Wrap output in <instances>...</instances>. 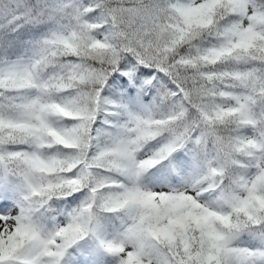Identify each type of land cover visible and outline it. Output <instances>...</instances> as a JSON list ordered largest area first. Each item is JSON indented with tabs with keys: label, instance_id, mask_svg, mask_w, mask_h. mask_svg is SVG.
<instances>
[{
	"label": "snow or ice",
	"instance_id": "snow-or-ice-1",
	"mask_svg": "<svg viewBox=\"0 0 264 264\" xmlns=\"http://www.w3.org/2000/svg\"><path fill=\"white\" fill-rule=\"evenodd\" d=\"M0 264H264V0H0Z\"/></svg>",
	"mask_w": 264,
	"mask_h": 264
}]
</instances>
